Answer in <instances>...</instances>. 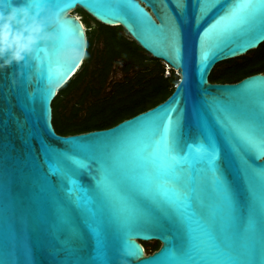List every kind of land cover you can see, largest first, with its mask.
<instances>
[{
    "label": "water",
    "instance_id": "95a60500",
    "mask_svg": "<svg viewBox=\"0 0 264 264\" xmlns=\"http://www.w3.org/2000/svg\"><path fill=\"white\" fill-rule=\"evenodd\" d=\"M49 3L122 27L180 80L145 112L63 136L52 103L82 65L0 70V264H264V74L210 82L264 44V0Z\"/></svg>",
    "mask_w": 264,
    "mask_h": 264
},
{
    "label": "trees",
    "instance_id": "16d2710c",
    "mask_svg": "<svg viewBox=\"0 0 264 264\" xmlns=\"http://www.w3.org/2000/svg\"><path fill=\"white\" fill-rule=\"evenodd\" d=\"M76 12L81 14L87 27V58L52 103L53 125L59 135L69 136L111 128L155 107L171 95L180 80L173 69L170 68V75L166 76L162 61L147 55L122 27L105 26L82 9ZM97 35L106 52L102 67L96 71H100V83L105 84L111 60L116 57L127 60L129 66L135 62L137 77L117 84L121 86L108 98L94 101L81 99L68 108L66 102L71 94L82 89V85H94L93 81L87 82V75L90 73V59ZM258 73L264 74V44L245 56L218 64L210 75V82L237 83ZM143 246L148 254L160 247L158 242Z\"/></svg>",
    "mask_w": 264,
    "mask_h": 264
},
{
    "label": "clouds",
    "instance_id": "9594fccd",
    "mask_svg": "<svg viewBox=\"0 0 264 264\" xmlns=\"http://www.w3.org/2000/svg\"><path fill=\"white\" fill-rule=\"evenodd\" d=\"M74 19L78 17L53 8L49 0H0V70L15 66L16 76L25 78L50 61L67 67L82 65L87 40L73 32ZM59 86L49 84L54 91Z\"/></svg>",
    "mask_w": 264,
    "mask_h": 264
},
{
    "label": "flooded vegetation",
    "instance_id": "af4514ba",
    "mask_svg": "<svg viewBox=\"0 0 264 264\" xmlns=\"http://www.w3.org/2000/svg\"><path fill=\"white\" fill-rule=\"evenodd\" d=\"M76 13L79 14L82 19L81 14L79 12ZM97 43L102 45L101 49H97ZM103 48L102 40H100L99 35H97L95 38L94 49L92 50V57L90 59V73L87 75V82L90 83L93 81L94 85H82V89L78 90L79 92L77 91L79 95L78 101L81 99L94 101L108 98L115 93L118 87L121 86L117 84L127 82L130 79L134 80L137 77V64L135 62L130 63L129 66L127 60L116 57L111 60V69L106 77L105 84H101L99 81L100 71L98 73H96V71L102 67L103 57L104 54H106ZM146 54L150 55L147 52ZM74 94L75 93L71 94V97ZM159 245L161 244L159 243Z\"/></svg>",
    "mask_w": 264,
    "mask_h": 264
},
{
    "label": "rangeland",
    "instance_id": "374dc122",
    "mask_svg": "<svg viewBox=\"0 0 264 264\" xmlns=\"http://www.w3.org/2000/svg\"><path fill=\"white\" fill-rule=\"evenodd\" d=\"M73 15L75 16H79V14L75 12H73ZM102 45L100 43H97V49H101ZM163 65L165 66V75L168 76L170 75L169 69L170 67L168 65H166V63L162 62ZM175 74L178 75V73L175 71ZM117 77V76H116ZM79 92V91H78ZM78 92H76L70 99H68V101L66 102L68 104V108H70L72 105L76 104L79 100V95ZM143 243V242H142ZM155 242H147V243H143L145 246H152Z\"/></svg>",
    "mask_w": 264,
    "mask_h": 264
}]
</instances>
